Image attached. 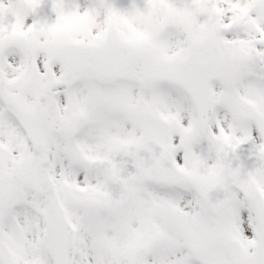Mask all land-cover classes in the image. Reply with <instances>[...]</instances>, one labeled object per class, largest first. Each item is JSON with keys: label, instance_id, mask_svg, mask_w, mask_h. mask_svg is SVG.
Segmentation results:
<instances>
[{"label": "snow or ice", "instance_id": "snow-or-ice-1", "mask_svg": "<svg viewBox=\"0 0 264 264\" xmlns=\"http://www.w3.org/2000/svg\"><path fill=\"white\" fill-rule=\"evenodd\" d=\"M0 264H264V0H0Z\"/></svg>", "mask_w": 264, "mask_h": 264}]
</instances>
